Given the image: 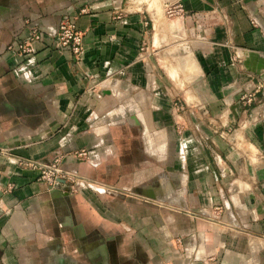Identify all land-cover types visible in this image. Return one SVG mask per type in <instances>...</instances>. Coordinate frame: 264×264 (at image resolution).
<instances>
[{
  "label": "crops",
  "instance_id": "crops-1",
  "mask_svg": "<svg viewBox=\"0 0 264 264\" xmlns=\"http://www.w3.org/2000/svg\"><path fill=\"white\" fill-rule=\"evenodd\" d=\"M0 148L5 264H264V0H0Z\"/></svg>",
  "mask_w": 264,
  "mask_h": 264
},
{
  "label": "built area",
  "instance_id": "built-area-1",
  "mask_svg": "<svg viewBox=\"0 0 264 264\" xmlns=\"http://www.w3.org/2000/svg\"><path fill=\"white\" fill-rule=\"evenodd\" d=\"M165 6L167 17L176 16L178 11L181 10L179 2L176 4L168 3ZM250 22L254 27L261 28V23L256 16L251 17ZM42 36L43 35L39 30L33 29L32 34L27 41H16L8 47L15 49L18 52L29 54L33 51V42L41 40ZM82 38L83 33L76 27L74 18L67 15L62 16L54 34L56 45L60 48L68 47L76 58H80L83 51ZM243 99L247 103L251 102L253 99V93H248ZM7 153V149L0 148V155H5ZM80 154L85 153L80 152ZM16 162L21 166L37 170L38 180L48 184L50 188L58 186L61 181L70 183L72 188L84 183L80 176L65 170L61 166L58 157L54 158L51 162L17 157ZM0 264L5 263L0 261Z\"/></svg>",
  "mask_w": 264,
  "mask_h": 264
},
{
  "label": "rangeland",
  "instance_id": "rangeland-1",
  "mask_svg": "<svg viewBox=\"0 0 264 264\" xmlns=\"http://www.w3.org/2000/svg\"><path fill=\"white\" fill-rule=\"evenodd\" d=\"M172 36H173L174 38L178 37V36H175V33H174V32H172ZM172 45H173V44H172ZM172 45H168V46H172ZM157 56H158V55H157ZM170 59H172L173 61L176 60L175 57L170 58Z\"/></svg>",
  "mask_w": 264,
  "mask_h": 264
}]
</instances>
